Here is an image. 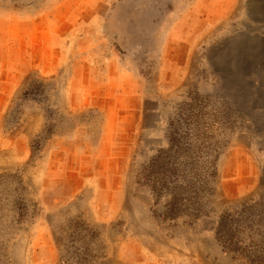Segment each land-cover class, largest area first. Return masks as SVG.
Returning a JSON list of instances; mask_svg holds the SVG:
<instances>
[{
	"label": "rangeland",
	"instance_id": "obj_1",
	"mask_svg": "<svg viewBox=\"0 0 264 264\" xmlns=\"http://www.w3.org/2000/svg\"><path fill=\"white\" fill-rule=\"evenodd\" d=\"M247 1L0 0V264L264 263Z\"/></svg>",
	"mask_w": 264,
	"mask_h": 264
},
{
	"label": "bare ground",
	"instance_id": "obj_2",
	"mask_svg": "<svg viewBox=\"0 0 264 264\" xmlns=\"http://www.w3.org/2000/svg\"><path fill=\"white\" fill-rule=\"evenodd\" d=\"M258 1L261 3L259 4ZM234 2H235V0H232L231 4ZM255 2H257L256 3L257 5H255ZM244 9L247 13H252V12L264 13V0H249V1L245 2Z\"/></svg>",
	"mask_w": 264,
	"mask_h": 264
},
{
	"label": "trees",
	"instance_id": "obj_3",
	"mask_svg": "<svg viewBox=\"0 0 264 264\" xmlns=\"http://www.w3.org/2000/svg\"><path fill=\"white\" fill-rule=\"evenodd\" d=\"M165 183L163 182V185L161 186L162 188L164 187ZM260 264H264L263 262H261Z\"/></svg>",
	"mask_w": 264,
	"mask_h": 264
}]
</instances>
